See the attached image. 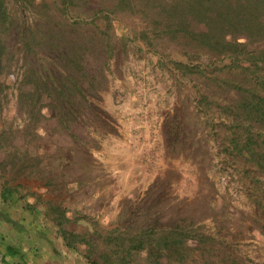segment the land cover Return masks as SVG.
Instances as JSON below:
<instances>
[{
	"label": "trees",
	"instance_id": "16d2710c",
	"mask_svg": "<svg viewBox=\"0 0 264 264\" xmlns=\"http://www.w3.org/2000/svg\"><path fill=\"white\" fill-rule=\"evenodd\" d=\"M15 1L48 13L27 24L0 0V202L7 209L1 212L10 218L12 209L35 213L41 206L65 248L88 264H248L240 240L253 229L264 236V0ZM131 17L146 27L130 26ZM138 42L181 80L193 82L190 92L207 128L231 132L229 144H220L239 159L250 188L257 185L251 197L262 212L234 209L219 199L209 177L191 200L171 196L170 177L156 179L141 198L130 195L116 218L43 200L16 183L33 178L54 195L75 198L96 185L102 167L92 149L100 147L96 134L109 128L91 97L108 88L118 49L126 53ZM225 69L235 72L222 81L230 102L220 104L195 81L216 79ZM13 86L16 114L27 115L23 128L5 117ZM193 131L188 127L179 136L197 145ZM225 230L232 236L225 238Z\"/></svg>",
	"mask_w": 264,
	"mask_h": 264
},
{
	"label": "rangeland",
	"instance_id": "374dc122",
	"mask_svg": "<svg viewBox=\"0 0 264 264\" xmlns=\"http://www.w3.org/2000/svg\"><path fill=\"white\" fill-rule=\"evenodd\" d=\"M7 1L13 16L27 24L48 13L15 0ZM50 12L57 20L65 18L57 10ZM127 21L137 29L146 27L139 17ZM138 45L143 47L142 51ZM234 72L225 69L215 75L216 79L209 75L195 82L212 100L229 103L222 81L227 77L233 79ZM109 79L108 88L91 97V102L104 114L109 129L96 134L100 147L92 149V155L101 164L102 173L88 194L81 198L63 193L54 195L33 178H19L16 183H22L43 200L52 199L65 207L116 218L130 195L135 194L133 201L141 198L156 179L170 177L171 196L191 200L198 194L200 182L209 177L215 183L219 199L228 200L234 209L246 215L263 211L251 197L257 185L250 188L251 182L242 176L236 163L239 159L222 149L220 143L228 145L231 132L207 128L203 115L196 109L190 92L193 82L181 80L173 70L159 63V56L149 52L143 42L130 44L126 53L118 49L112 58ZM7 101L5 117L14 128H23L27 115L25 111L16 114L14 86L9 90ZM188 127L194 128L192 139L197 145L188 144L186 136H179ZM181 143L187 148L182 149ZM196 150L205 154L197 155ZM6 210L0 202L3 264H88L65 248L54 224L44 219L41 206L35 213L24 208L12 209L10 218L4 214ZM207 222L211 226L212 222ZM227 233L225 230V238L232 236ZM239 244L240 254L249 259L248 264L264 260V236L259 231L251 230Z\"/></svg>",
	"mask_w": 264,
	"mask_h": 264
}]
</instances>
